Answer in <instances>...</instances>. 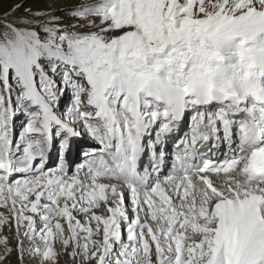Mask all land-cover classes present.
I'll return each instance as SVG.
<instances>
[{"label":"snow or ice","instance_id":"1","mask_svg":"<svg viewBox=\"0 0 264 264\" xmlns=\"http://www.w3.org/2000/svg\"><path fill=\"white\" fill-rule=\"evenodd\" d=\"M0 0V264H264V0Z\"/></svg>","mask_w":264,"mask_h":264},{"label":"rangeland","instance_id":"2","mask_svg":"<svg viewBox=\"0 0 264 264\" xmlns=\"http://www.w3.org/2000/svg\"><path fill=\"white\" fill-rule=\"evenodd\" d=\"M2 2H3V9L7 10L12 6V4L19 2V0H2ZM26 6H31L33 8H36V7H43L45 5L39 3H33L32 0H29V3ZM65 260H66L65 257H61L59 264H65ZM5 264H18V260L15 252H13V254L8 258ZM25 264H35V261L29 258H25Z\"/></svg>","mask_w":264,"mask_h":264}]
</instances>
